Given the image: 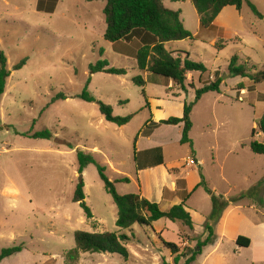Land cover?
<instances>
[{
  "label": "rangeland",
  "instance_id": "374dc122",
  "mask_svg": "<svg viewBox=\"0 0 264 264\" xmlns=\"http://www.w3.org/2000/svg\"><path fill=\"white\" fill-rule=\"evenodd\" d=\"M7 1L0 0V47L11 71L0 104V250L23 244L24 251L7 258L5 264H34L51 254L55 255L54 264H65L64 254L75 248L77 230L131 236L125 244L128 258L117 253L82 252L81 264H173L175 255L156 235V227L135 224L132 229H120L116 225L118 208L97 164L88 165L82 175L78 172L77 154L83 150L93 153L111 181L134 174V140L149 115L148 98L142 92L145 88L133 81L137 75L144 78L136 65L140 41L105 39L104 1L58 0L53 12L39 10V0ZM248 1L263 18L253 12ZM240 11V24L215 43L224 42L222 49L197 39L183 43L191 59L207 67L204 73L193 72L194 88L187 86V91H182L185 102L194 101L195 89L212 81L216 70L223 78L221 92L204 94L191 113L190 137L203 159L207 186L227 199L249 193L215 224L218 239L214 244L198 246L207 236L205 223L212 211L211 196L204 187L188 200L195 227L182 222L166 225L163 238L176 242L180 253H201L192 264H264L259 261L264 259V246L255 227L264 223V154L250 147L252 140H263L258 130L253 138L252 130L264 115V81L231 76L228 70L234 55L252 72L264 70V0H245ZM173 44L167 43L166 48L175 49ZM22 59H27L25 65L15 69ZM99 60L125 68L127 74H91L90 66ZM166 79L152 74L146 95L163 97ZM86 86L98 100L112 106L114 115L134 114L131 121L123 126L107 121L97 102L78 97ZM60 93L67 99L54 100ZM168 93L177 94L175 88H169ZM180 111L171 109L173 116ZM46 129L51 131V139L31 136ZM164 154L167 161L193 156L189 144L175 141ZM81 178L93 219L74 201ZM115 187L122 195L139 194L133 182H115ZM161 222L164 228L168 220ZM237 232L253 237V244L237 246L233 240ZM188 256L181 257L180 263Z\"/></svg>",
  "mask_w": 264,
  "mask_h": 264
},
{
  "label": "trees",
  "instance_id": "16d2710c",
  "mask_svg": "<svg viewBox=\"0 0 264 264\" xmlns=\"http://www.w3.org/2000/svg\"><path fill=\"white\" fill-rule=\"evenodd\" d=\"M94 1V0H88ZM106 4L103 9L106 22V31L104 37L111 42L126 41L132 42L138 39L141 42V47L136 53V65L141 72H150L152 74L161 75L174 84L181 91H187V86L194 88L192 83L187 84V74L190 72L207 71L206 65L201 61L191 59L190 54L186 51H173L166 48V44L174 41H181L185 39H194L191 31L185 28L181 19L179 10H172L167 8L163 0H105ZM183 1V0H171ZM196 8L200 23L203 28H210L213 22L224 7L233 5L238 10H241L245 0H191ZM58 0H39L38 9L53 12L56 8ZM248 5L253 12L260 18L263 14L259 12L256 6L248 1ZM223 44H215L216 49H222ZM103 53V50H101ZM27 59H22L15 65V69H20L25 65ZM7 56L0 47V104L2 96L5 93L7 78L11 75V71L7 67ZM228 70L231 76L247 77L254 83H261L264 81V70L252 72L245 63H239V56H232L228 65ZM91 74L98 72H105L109 74L125 75L127 69L111 67L107 60H99L96 64L90 66ZM133 81L144 88L145 80L142 75H137ZM89 80L88 83L89 84ZM223 82L222 75L219 70L215 71L214 79L195 90V99L192 102H185L183 116H171L168 119H163L158 123H152L147 126L142 133L149 135L153 129L162 124L177 125L183 123L181 144H189L192 150V155L195 154L193 148V140L190 137V132L193 127L191 113L194 106L208 92H221V84ZM241 89H245L243 84H240ZM146 97L145 90L142 91ZM79 98L87 102H97L99 110L105 119L109 122L115 123L119 126L126 125L131 121L134 114L128 116H116L113 113L111 105L98 100L95 95L88 91V87L78 95ZM67 99V96L60 93L54 100ZM1 128V127H0ZM256 130L262 133V142L254 139L250 143L251 150L257 154H264V115L259 119L257 128L252 130V137H255ZM31 136L35 138L53 137L50 130L46 129L38 131ZM78 172L82 175L85 168L90 164H97V168L101 179L105 184L107 192L112 196L118 208V216L116 225L120 229H132L135 224L141 226L153 227V222L162 218L169 219L173 222H182L189 228H194V220L190 212L187 210L184 202L173 205L169 209H162L157 202H152L147 198L141 197L138 193L119 194L115 187V182H129V177H123L118 180L111 181L105 173V167L99 164L93 153L78 151ZM201 181L197 187H204L212 201V211L209 215L205 229L207 231L206 238L198 243L199 247H205L214 244L216 240L215 224L221 219L224 211L231 205L237 204L240 199L248 195L247 193H240L232 198H225L223 195H217L207 186L205 177L202 173ZM86 196L84 192V182L81 178L77 184L74 201L78 202L85 210L88 219H93V213L86 203ZM75 248L67 251L64 254L65 264H78L82 252H99V253H117L128 258L129 251L126 243L131 240V236L127 234H118L116 232H87L77 230L74 234ZM162 243L170 249L171 253L175 255L173 264H181L180 259L185 255H189L183 264H192L196 261V256L201 254L199 252L190 251L183 255L180 253L181 247L172 241L165 240L159 235ZM236 243L240 247H249L251 239L249 237L240 235ZM24 249L23 244L14 245L0 250V263L16 253ZM163 264H172L164 261Z\"/></svg>",
  "mask_w": 264,
  "mask_h": 264
},
{
  "label": "crops",
  "instance_id": "0c3cea01",
  "mask_svg": "<svg viewBox=\"0 0 264 264\" xmlns=\"http://www.w3.org/2000/svg\"><path fill=\"white\" fill-rule=\"evenodd\" d=\"M94 1H104L106 4L105 0ZM6 3H8L7 0ZM163 3L169 9L180 11L183 24L186 29L192 32L194 39L203 40L205 42H208L210 46L214 47L219 37L225 35L227 32H229V30L236 28L238 24H240V21L243 20L241 11L233 5H229L224 7L223 10L219 13V15L214 20L212 27L203 28L200 23L199 14L191 0H163ZM191 4L194 8H191ZM1 42L2 40L0 38V44ZM183 43H185V40L174 41L173 48L175 49H173V51L181 50L187 52L188 49H185ZM143 75L146 82L144 86L146 90L147 85L150 82L152 73L144 72ZM187 77L189 78L188 82L192 83L195 86L194 73H188ZM199 79L200 81H202V76ZM153 80L154 82L156 81L155 78H153ZM164 81H166L165 83H163V87L166 88V93L163 94V97H155L148 93L146 95V97L148 98L146 109L149 110V115L134 140V174L128 173L126 174V177H129V182L136 183L141 197L147 198L152 202H157L162 209L164 205L167 206V209H169L173 205L184 202L186 204L187 210L191 212L192 210H190V207L188 206V200L194 192L202 187H197V185L201 181L200 173L204 175V171L202 168L203 159H200L198 157V152L196 151L195 155L191 157L186 156L180 160L173 161H167L164 154L165 148L169 144H171V142H180L184 126L183 123L177 125L162 124L155 127L149 135L142 133V131L152 123H158L163 119H168L169 117L173 116V113L171 112L172 108H179V110H181L179 113L174 114L175 116H183L185 103V100L182 98L183 92L177 89L172 80L166 79ZM169 88H172V90L175 88L177 94L169 95ZM176 97H180L181 100L178 102L177 100H175ZM176 101L178 102L177 105H175ZM186 160H193L194 163L186 165ZM193 177L195 178L194 180ZM233 205L235 204H231L224 211L219 222H221L224 215L228 213L229 210H231ZM162 219L154 221L153 226L154 228L156 227V229H154L156 235H161L163 237L166 225L173 226L175 225V222L167 219L168 222H166L167 224H165V227L163 228V222H161ZM158 223H162L161 227L156 226ZM255 227L260 231V234L258 236L259 238H261L260 243L264 246V223H262L260 226ZM240 235H243L242 232H237L233 240L236 241ZM217 239L215 240V243ZM250 239L251 246L253 244V237ZM23 251L24 249L16 254L20 255V253H22ZM54 257L55 255L53 254L44 255L42 259H39L38 262H35L34 264H54ZM6 260L7 258H5L0 264H5ZM263 260L264 259L262 258L259 259V261ZM27 262L28 261H21L19 264H25Z\"/></svg>",
  "mask_w": 264,
  "mask_h": 264
},
{
  "label": "built area",
  "instance_id": "2783aa9c",
  "mask_svg": "<svg viewBox=\"0 0 264 264\" xmlns=\"http://www.w3.org/2000/svg\"><path fill=\"white\" fill-rule=\"evenodd\" d=\"M191 163H194V161L193 160H188V164H191Z\"/></svg>",
  "mask_w": 264,
  "mask_h": 264
}]
</instances>
